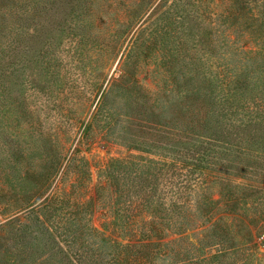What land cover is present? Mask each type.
<instances>
[{"label": "rangeland", "instance_id": "1", "mask_svg": "<svg viewBox=\"0 0 264 264\" xmlns=\"http://www.w3.org/2000/svg\"><path fill=\"white\" fill-rule=\"evenodd\" d=\"M0 264H264V0H0Z\"/></svg>", "mask_w": 264, "mask_h": 264}, {"label": "trees", "instance_id": "2", "mask_svg": "<svg viewBox=\"0 0 264 264\" xmlns=\"http://www.w3.org/2000/svg\"><path fill=\"white\" fill-rule=\"evenodd\" d=\"M229 110H231V109H229ZM229 115H230V120H233V119H234V116H233V115H236V111H231ZM225 116L227 117V115H225ZM130 246H132V245H130ZM126 247H129V246H126ZM123 248H125V247H123ZM128 257H129V256H128ZM122 259L125 260V258H122ZM138 259H139L138 253H137V254H134V257L132 256L131 259L128 258V260H130L131 262H134V263H135ZM130 261H129V262H130Z\"/></svg>", "mask_w": 264, "mask_h": 264}]
</instances>
